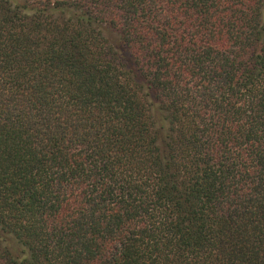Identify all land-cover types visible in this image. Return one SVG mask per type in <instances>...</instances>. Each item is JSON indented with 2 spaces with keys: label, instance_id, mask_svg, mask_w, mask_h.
Segmentation results:
<instances>
[{
  "label": "trees",
  "instance_id": "obj_1",
  "mask_svg": "<svg viewBox=\"0 0 264 264\" xmlns=\"http://www.w3.org/2000/svg\"><path fill=\"white\" fill-rule=\"evenodd\" d=\"M0 264H264V0H0Z\"/></svg>",
  "mask_w": 264,
  "mask_h": 264
}]
</instances>
